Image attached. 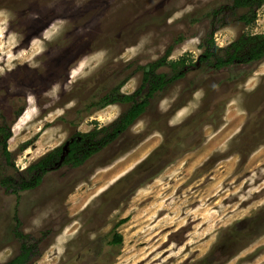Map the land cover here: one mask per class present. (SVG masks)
<instances>
[{"label": "rangeland", "instance_id": "obj_1", "mask_svg": "<svg viewBox=\"0 0 264 264\" xmlns=\"http://www.w3.org/2000/svg\"><path fill=\"white\" fill-rule=\"evenodd\" d=\"M245 14L232 0H0V264L19 253L16 229L28 264H264V60L242 65L243 43L213 68L264 34V5L249 26ZM168 50L155 75L182 57L196 68L100 149L146 91L98 101L135 93ZM86 133L88 159L20 190Z\"/></svg>", "mask_w": 264, "mask_h": 264}, {"label": "trees", "instance_id": "obj_2", "mask_svg": "<svg viewBox=\"0 0 264 264\" xmlns=\"http://www.w3.org/2000/svg\"><path fill=\"white\" fill-rule=\"evenodd\" d=\"M264 5V0H232V6L236 9H246L247 14L241 16L239 20L246 26H249L255 20L256 11ZM243 43L251 44L249 49V55L247 58H244L242 61V65H252L255 63H260L264 60V34L255 35L252 37L247 36L246 38H241L237 43L233 44V55L229 57L227 61L220 60L216 64H214L213 68L216 70H221L223 68H231L234 65L235 57L240 48L236 45H240ZM170 50L166 52V55L159 61L147 65L142 70V83L140 88L131 95H120L119 89L121 85H118L107 97L102 98L96 104L98 107H104L108 104L120 103V104H134L138 96L142 93L143 90L146 91L144 95V99L141 102L135 103L133 107H131L125 115H123L122 119L119 123L114 127L112 132L105 137L102 142L99 144V148L101 149L111 141H113L120 133L125 131L134 120H136L141 114L145 112L147 109L150 100L153 98L154 93H159L164 90L167 86L180 79L184 73H187L193 68H196V65L189 66L186 64L185 58H181L176 62L170 64L173 72L175 73L170 79H166L163 74H156V70L159 67L164 65L166 56H168ZM201 58L199 57V62H201ZM237 61V60H236ZM92 134H76L72 136L69 140V144L66 147V154L63 157L62 164L64 165H74L78 166L83 160L89 158L91 154H93L94 148L91 151H87L83 155L82 144L91 139ZM11 137L9 131H7L3 135L2 139V149L5 155L7 152V141ZM61 149H56L50 153H48L44 158L40 159L36 164L29 167V171H37L39 174L35 177L31 184L22 185L20 187L21 191L30 190L37 187L42 180V176L51 168L57 167L60 157L62 156ZM0 184L6 186V181L0 182ZM7 187V186H6ZM125 221H120L118 224H122ZM117 226V225H116ZM14 237L20 242L19 253L16 257H14L7 264H28L31 257V240L29 237L19 233L16 229L14 232ZM122 243L121 235L117 234L113 229L111 231V240L109 241L110 245L120 246Z\"/></svg>", "mask_w": 264, "mask_h": 264}, {"label": "flooded vegetation", "instance_id": "obj_3", "mask_svg": "<svg viewBox=\"0 0 264 264\" xmlns=\"http://www.w3.org/2000/svg\"><path fill=\"white\" fill-rule=\"evenodd\" d=\"M112 90H113V89H112ZM112 90H111L110 92H112ZM110 92H109V93H107V94H105V95L103 96V98H104V97H107V95H109V94H110ZM159 93H160V92H159ZM156 94H157V93H154V95H156ZM154 95H153V96H154ZM142 101H143V100H142ZM140 102H141V101H140ZM115 104H116V103H115ZM108 105H110V104H108ZM113 105H114V104H113ZM69 140H70V139H69ZM69 140H68V141H66V143H67V144H69ZM66 143H65V144H66ZM65 144H64V145H65ZM64 145L62 146V149H61V152H62V154H61V155H62L63 157H64V156H65V154H66V152H65V151H66V150H65V149H66V147L64 148ZM67 146H68V145H67ZM60 159H61V157H60ZM60 164H62V160H60V161H59V164H58L57 166H60Z\"/></svg>", "mask_w": 264, "mask_h": 264}, {"label": "water", "instance_id": "obj_4", "mask_svg": "<svg viewBox=\"0 0 264 264\" xmlns=\"http://www.w3.org/2000/svg\"><path fill=\"white\" fill-rule=\"evenodd\" d=\"M67 143L64 145V148L67 147ZM60 160H63V156H61V159Z\"/></svg>", "mask_w": 264, "mask_h": 264}]
</instances>
